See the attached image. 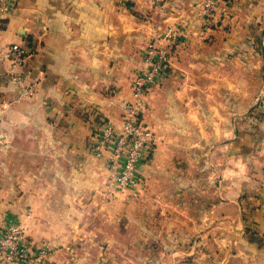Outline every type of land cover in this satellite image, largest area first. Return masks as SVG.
<instances>
[{"label": "crops", "instance_id": "1", "mask_svg": "<svg viewBox=\"0 0 264 264\" xmlns=\"http://www.w3.org/2000/svg\"><path fill=\"white\" fill-rule=\"evenodd\" d=\"M203 2H8L0 231L19 223L33 245H76L53 252L59 264H264V0H219L211 17ZM169 26L168 68L141 105L152 148L108 201L114 147L96 156L93 126L122 131L147 47ZM11 43L29 51L18 70L32 95L8 76Z\"/></svg>", "mask_w": 264, "mask_h": 264}, {"label": "built area", "instance_id": "2", "mask_svg": "<svg viewBox=\"0 0 264 264\" xmlns=\"http://www.w3.org/2000/svg\"><path fill=\"white\" fill-rule=\"evenodd\" d=\"M10 0H0V14L6 12ZM165 2L167 0H159ZM219 0H204L201 11L204 16L211 17ZM176 27L169 26L157 35L148 45L147 65L137 74L133 83L134 100L124 105V124L120 132L115 130L113 123L107 119H99L93 126L92 150L100 156L113 145V157L109 163L110 175L108 192L115 190L124 192L137 181V166L142 158L143 150L152 148L153 132L142 119L141 105L149 86L156 82L169 64L171 45L177 40ZM11 63L9 78L22 87V96L32 95L34 84L26 83L25 77L18 69L25 65L29 51L21 43H11L3 52ZM125 155V156H124ZM124 156L123 163L120 159ZM27 241L26 233L19 223L8 225L0 235V264H42L48 251L34 248Z\"/></svg>", "mask_w": 264, "mask_h": 264}, {"label": "rangeland", "instance_id": "3", "mask_svg": "<svg viewBox=\"0 0 264 264\" xmlns=\"http://www.w3.org/2000/svg\"><path fill=\"white\" fill-rule=\"evenodd\" d=\"M113 176L112 175H110L109 176V179L107 180V182L105 183V187H106V192L108 191V183H110V182H113V181H111V178H112ZM136 184V182L133 184V185H135ZM132 185V186H133ZM127 190V189H126ZM123 192H121V191H118V190H115L114 191V193H106V195L108 194V197L107 196H103L104 197V199H106L107 200V198H108V201H112V200H119V199H121L120 198V194H122ZM117 212H118V210H117ZM117 218H121V213H119L118 214V217ZM6 228V227H5ZM5 228H3L1 231H0V235H1V233L5 230ZM24 229V228H23ZM28 241V240H27ZM29 242V244H30V246H32L33 248L32 249H34V248H38V247H41V248H44V249H46L47 251H48V256H47V258H46V260L44 261V263L45 262H50V263H52V264H59V262H55V260L54 259H52L53 257H55L56 255L55 254H53V252L55 251V253H58L59 252V250H64V251H66L67 249H69V251H70V249L72 248V249H74V248H76V245H61V246H56V245H49V247L48 246H45V245H33L32 244V242H30V241H28ZM64 253V252H63ZM72 262V261H71ZM44 263H42V264H44ZM66 263H68V261H64V263L63 264H66ZM100 263H102V264H106L107 263V260H102V261H100Z\"/></svg>", "mask_w": 264, "mask_h": 264}]
</instances>
